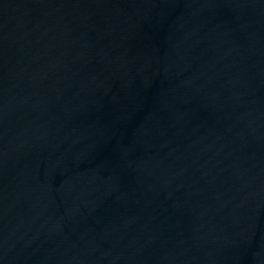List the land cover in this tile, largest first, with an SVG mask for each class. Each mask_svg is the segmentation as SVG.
I'll return each instance as SVG.
<instances>
[{
	"label": "water",
	"instance_id": "obj_1",
	"mask_svg": "<svg viewBox=\"0 0 264 264\" xmlns=\"http://www.w3.org/2000/svg\"><path fill=\"white\" fill-rule=\"evenodd\" d=\"M0 264H264V0H0Z\"/></svg>",
	"mask_w": 264,
	"mask_h": 264
}]
</instances>
